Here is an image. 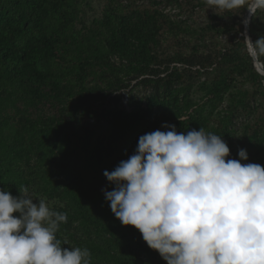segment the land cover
<instances>
[{
  "label": "rangeland",
  "instance_id": "rangeland-1",
  "mask_svg": "<svg viewBox=\"0 0 264 264\" xmlns=\"http://www.w3.org/2000/svg\"><path fill=\"white\" fill-rule=\"evenodd\" d=\"M206 7L204 0H72L69 8L71 28L89 50L86 54L80 52V59L76 50L67 47L55 62L49 64L50 70L66 73L64 77L45 81L51 93L63 94L61 107H56L62 116L57 124L52 122L56 110L50 108L41 91L28 88L32 87L31 79H26L23 87H17V90L0 84V97L3 96L2 102L7 105L3 108L8 112L3 115L7 117L5 121L0 122L4 141V145L0 143L3 167L15 166V162L10 161V153L18 141L26 146L37 140H42L44 146L45 142L44 152L43 149L36 151L34 147L31 153L23 149L19 156L13 155L14 159L29 163L23 173L29 180L27 189L32 202L38 204L43 200L50 209L67 214V222L60 225L57 233L62 241L61 248H87L91 264H167L158 251L147 245L138 229L140 248L133 250V239L128 235L120 243L93 220L94 215L100 212V216L103 215L101 206L110 209V202L105 199L102 189L111 191L115 185L103 172H110L116 147L121 144L120 139L114 143L111 141L119 125L120 111L145 108L155 98H167L179 108L180 114L166 124L175 125L177 119L184 120L186 132L202 128L206 134L220 135L230 149L226 160H239L238 150L245 149L248 159L241 161L242 164L256 163L264 167V77L260 73L259 78L251 77L247 70L240 71L235 66L238 59L245 61V55L238 39L232 41L234 35L238 38L243 33L247 9H241L240 14L218 15ZM132 12L145 13L150 18L154 35L151 54L158 55L163 62L162 70L168 67L160 74L157 85L144 81L152 78L148 72H138L117 56L99 55L95 51L94 44L105 41L108 25H113L118 16ZM5 18L0 19V37L8 34L9 23L6 24ZM53 27L56 24L51 19L46 28L45 25L40 28L49 31ZM250 28L255 40L264 35V12L249 20ZM25 32L32 33L31 30ZM219 51L222 53L217 71L214 68L199 73L186 71L181 78L174 74L165 80L164 76L169 75L174 67L182 70L180 64L169 63V55L180 57L192 52L215 55ZM77 58L81 63H88L91 71H82L81 68L72 71L70 64ZM216 79L226 82L218 94H214L211 87ZM25 89H30L29 103L19 97ZM90 94L93 96L90 101L81 105L80 98ZM162 125L164 123L150 130L144 129L143 133L164 131ZM9 143L11 150L5 147ZM39 154H45L47 158L56 155L57 163H61L55 167L57 173L49 183L30 174ZM62 160H67L69 165H64ZM44 169L47 167H40L41 174ZM69 170L74 181L80 184L85 201L83 207L81 202H75L63 192ZM7 192L14 197L22 196L19 190ZM13 215L18 217L19 213Z\"/></svg>",
  "mask_w": 264,
  "mask_h": 264
},
{
  "label": "clouds",
  "instance_id": "clouds-1",
  "mask_svg": "<svg viewBox=\"0 0 264 264\" xmlns=\"http://www.w3.org/2000/svg\"><path fill=\"white\" fill-rule=\"evenodd\" d=\"M204 3L218 15L264 12V0ZM242 35L248 57L264 63V35ZM162 126L171 130L141 135L134 154L103 172L115 185L102 189L111 211L167 264H264V167L242 164L245 149L239 160H226L220 135ZM19 191L0 190V264H91L87 248H61L57 233L67 214L33 203L26 187Z\"/></svg>",
  "mask_w": 264,
  "mask_h": 264
},
{
  "label": "trees",
  "instance_id": "trees-1",
  "mask_svg": "<svg viewBox=\"0 0 264 264\" xmlns=\"http://www.w3.org/2000/svg\"><path fill=\"white\" fill-rule=\"evenodd\" d=\"M71 6L72 0H0V19L6 17V24L9 23L8 34L0 37V84L4 88L12 87V90H17V87H23V82L26 79H31L33 81L32 87L28 86V88H36L38 89L37 91H41L43 99L50 108L56 110L52 116L54 124H57L62 117L61 112L56 107H61L63 94L54 91V93H51L48 90L49 87L45 85V81L52 77H64L63 74L66 73L50 70L49 64L55 62L67 47L76 50L80 59L81 55L79 53L86 54V51L89 50V46H83L71 28L72 23L69 11ZM51 19L56 24V27L49 31L42 30L40 27L45 25L46 28ZM250 20H253V17ZM108 27L109 32L105 41L94 44L95 51L99 55L111 54L117 56L127 61L138 72H148L147 74L151 75L152 78H145L144 81L157 85L160 81V74L165 73L168 67L165 66L162 70L163 62L158 58V55L151 54L154 35L150 18L141 12L126 13L118 16L116 22L113 25H108ZM28 30L32 31L30 35L25 32ZM249 34L252 37L251 28L249 29ZM236 39H238L244 51L245 61L238 59V63L235 66L240 71L247 70L251 77L259 78L260 75L253 66V61L245 52L244 36L241 34L237 38L234 35L232 41ZM252 41H255L253 37ZM230 44L231 46L234 45L232 42ZM221 53L219 51L215 55H211L204 52H192L180 57H170L169 55V63L176 62L180 64L182 70L178 71V68L174 67L169 75L167 74L164 78L166 80L168 76L170 77L174 74L181 78L186 71L199 73L201 70L208 71V69L213 68L217 71ZM232 53L236 52L233 51ZM79 58L72 60L73 63L70 64L71 70L75 71L77 68H81L82 71L90 72L91 68L87 66L88 63H81ZM261 64L264 67V63ZM153 77L158 78L154 79ZM225 86L226 82L224 80L218 81L216 79L213 80L211 87L213 93L218 94ZM30 89H25L19 93V97L26 103H29L31 99ZM51 89L54 90L53 88ZM64 97L69 98L66 95ZM92 97V94L82 96L79 102L81 105H85ZM2 98L3 96L0 97V122L5 121V118H7L3 117L7 112L3 106L6 107L7 105L3 104ZM179 114V108L172 105L167 98H155L145 108L137 107L129 112L120 111L119 125L114 134H112L111 141L114 143L120 139L121 144L116 147V157L113 160L110 172L114 170L121 160H127L129 156L134 154L138 139L144 134V129L150 130L151 128H156L159 124H166L168 120L177 118ZM113 123L116 125L117 121L115 120ZM184 124V120L177 119L175 121L177 133L187 134L183 127ZM163 128L166 131V128ZM0 143H4L1 128ZM23 143L18 141L12 146L10 161L15 162L14 167H3V162L0 160V190L4 188L14 193L16 190L28 188L29 180L25 179L23 168L28 169L29 163L25 160L19 162L14 159L13 155L19 156L23 149L27 153H31L33 147L36 151H42L41 149H43L42 152H44L46 145L44 142L43 146L42 140H37L30 146H26ZM5 147L11 150L10 143L5 145ZM58 161L56 155L47 158L45 154H39L34 161L32 173L30 174L37 176L43 183H49L55 178L57 173L55 167L61 164L57 163ZM62 162L66 166L69 165L67 160H62ZM40 167H47L42 172L43 174L39 171ZM70 173H72L71 170L65 176L63 192L75 202H81L80 205L83 207L85 201L81 196L80 184L74 181ZM101 211H103L102 216H100V212L93 217L95 224L101 225L109 237L120 243H123L125 235H128L129 238L133 239V250L140 248L138 232L134 226L123 225L109 208L101 206Z\"/></svg>",
  "mask_w": 264,
  "mask_h": 264
},
{
  "label": "water",
  "instance_id": "water-1",
  "mask_svg": "<svg viewBox=\"0 0 264 264\" xmlns=\"http://www.w3.org/2000/svg\"><path fill=\"white\" fill-rule=\"evenodd\" d=\"M248 11L246 10L245 13V18L248 17ZM250 19H245L244 20V27H243V33H246L249 36V29H248V22ZM250 37V36H249ZM253 66L255 67L256 71L260 73L264 77V67L262 66L261 63H253Z\"/></svg>",
  "mask_w": 264,
  "mask_h": 264
}]
</instances>
